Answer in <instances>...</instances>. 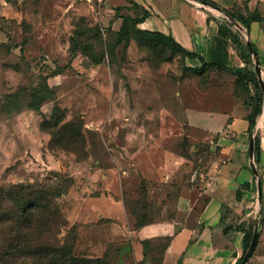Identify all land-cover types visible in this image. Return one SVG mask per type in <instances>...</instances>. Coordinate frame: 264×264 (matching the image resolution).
<instances>
[{
  "label": "rangeland",
  "instance_id": "1",
  "mask_svg": "<svg viewBox=\"0 0 264 264\" xmlns=\"http://www.w3.org/2000/svg\"><path fill=\"white\" fill-rule=\"evenodd\" d=\"M6 1L12 13L0 16V203L13 207L19 193L38 197L44 217L39 237L19 247L8 226L18 214L0 205V264H76L74 257L141 264L130 240L116 233L119 224H91L84 214L86 198L104 192L89 173L109 170L120 180L119 200L136 224L177 218L180 197L235 144L233 122L249 123L259 107L247 141L254 140V168L264 166V65L247 37L235 42L243 67L205 68L133 25L117 43L101 0ZM63 127L69 131L59 132ZM259 211L252 231L264 205Z\"/></svg>",
  "mask_w": 264,
  "mask_h": 264
},
{
  "label": "crops",
  "instance_id": "2",
  "mask_svg": "<svg viewBox=\"0 0 264 264\" xmlns=\"http://www.w3.org/2000/svg\"><path fill=\"white\" fill-rule=\"evenodd\" d=\"M209 1L239 16L258 11L264 17V0ZM200 2L204 3L202 0H101L100 9L105 25L114 32L120 31L124 19L130 17L138 29L174 38L187 51L199 55L187 57L194 66H201L202 58L231 68L243 67L244 60L236 43L220 33L221 26L228 24L227 15L210 4L205 3L208 8H203ZM11 13V7L0 0V16ZM245 31L247 42L255 46L264 65L263 23L253 21ZM260 125H264V119ZM231 126L238 133L235 144L222 150L203 183L193 184L180 197L177 218L137 226L119 200L120 180L104 169L89 173L91 181L102 183L99 188L104 192L86 198L84 214L91 224L96 219H113L119 224L121 231L117 227L116 233L130 240L141 264H238L248 250L246 237L252 215H260L259 206L264 205V166L255 172L247 141L253 136L248 132L249 123L234 121ZM221 159L226 163L222 164ZM97 185L93 186L97 188ZM256 218L259 240L247 264H264V212Z\"/></svg>",
  "mask_w": 264,
  "mask_h": 264
},
{
  "label": "trees",
  "instance_id": "3",
  "mask_svg": "<svg viewBox=\"0 0 264 264\" xmlns=\"http://www.w3.org/2000/svg\"><path fill=\"white\" fill-rule=\"evenodd\" d=\"M206 4H210L212 6L214 3L210 2L209 0H202ZM225 14L230 18L231 22L227 19V25L221 26L220 28V33L226 37H230L234 42L237 44H242V37L243 35L240 33V31L235 27L234 23H239L242 24L244 27L249 29V26L251 22L253 21H261L259 18L256 17L254 12H249L248 15H237L236 13L228 10H224ZM234 24V25H233ZM133 25L135 29L142 34H145L146 36L152 37L153 39H156L157 41L164 43L168 46H171L172 48L177 49L180 51L184 56L186 57H191V58H198L199 55L193 52L187 51L185 48H183L179 43H177L174 38L170 36H166L162 33L158 32H150V31H144L141 29H138L136 27V21L130 17H126L124 19L123 26L120 31H118V40L117 43L122 41V35L124 33H127V27ZM103 34L106 36V31L103 32ZM236 44V45H237ZM248 47V46H247ZM250 53V52H249ZM84 55H86L84 53ZM87 56V55H86ZM202 61L201 66L205 68H216V69H221V70H232L230 67H227L222 64H217V63H212V62H207L204 59L200 58ZM234 71V70H233ZM239 70H235V72ZM240 72V71H239ZM257 92L259 95L261 94V89L259 85L257 86ZM260 113V107L257 109H254L252 113L249 116V130L250 133H253L255 127H256V118L258 114ZM69 131V128L63 127L60 129L59 132H66ZM79 134V133H78ZM257 143V141H256ZM240 193V192H239ZM13 202V207H10L11 205L9 204L10 202L5 201L2 199V202L0 205L4 208H8L7 210H13L11 208H14L16 210V213L18 214L17 217H14L11 222L8 224L10 227V231L12 232L13 235H15L18 241V246H22V242H26L31 240L32 238H38L39 237V227L40 224L43 220L42 217V212H41V205L40 202L38 201V197H36L33 200L29 199H23V196L21 193H19L14 199H12ZM7 211V212H8ZM28 217H32L30 219H27ZM3 219L1 220V222ZM6 225V224H5ZM145 224H137V226H143ZM252 228V227H251ZM250 228L249 233L246 237V248H249L251 238L253 237V231ZM242 259L239 261L238 264H241ZM72 262L76 264H85V263H96V264H102L101 261L96 260V261H87V259L83 260H78L76 257L72 259Z\"/></svg>",
  "mask_w": 264,
  "mask_h": 264
},
{
  "label": "water",
  "instance_id": "4",
  "mask_svg": "<svg viewBox=\"0 0 264 264\" xmlns=\"http://www.w3.org/2000/svg\"><path fill=\"white\" fill-rule=\"evenodd\" d=\"M213 8H215L216 10H218L220 12L225 13L221 8H219L217 6H213ZM227 18L230 20V18L228 16H227ZM236 26L239 29L242 30L241 26H239V25H236ZM248 45H249L251 51L254 52L253 45H252V43L249 40H248ZM253 144H254V140L251 141V153H253ZM255 172H257L256 168H255ZM258 226H259V224L255 228V231H254V235H253L251 244H250L247 252L245 253V255L243 257V259L241 261V264H247L249 262L250 258L253 256L255 250H256V247H257V244H258V240H259V229H258Z\"/></svg>",
  "mask_w": 264,
  "mask_h": 264
},
{
  "label": "built area",
  "instance_id": "5",
  "mask_svg": "<svg viewBox=\"0 0 264 264\" xmlns=\"http://www.w3.org/2000/svg\"><path fill=\"white\" fill-rule=\"evenodd\" d=\"M199 5L201 6V7H203V8H208V6L205 4V3H199ZM228 19V18H227ZM229 20V19H228ZM230 21V20H229ZM231 22V21H230ZM235 27L238 29V27L235 25ZM239 30V29H238ZM105 30H103V32H104ZM241 32V31H240ZM242 35L244 36V34L242 33Z\"/></svg>",
  "mask_w": 264,
  "mask_h": 264
}]
</instances>
